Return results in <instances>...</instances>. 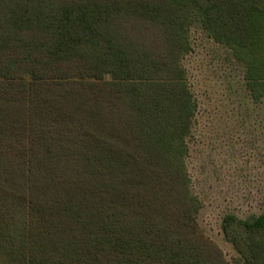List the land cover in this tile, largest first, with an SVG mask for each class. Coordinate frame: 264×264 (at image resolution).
I'll return each mask as SVG.
<instances>
[{
    "label": "trees",
    "instance_id": "16d2710c",
    "mask_svg": "<svg viewBox=\"0 0 264 264\" xmlns=\"http://www.w3.org/2000/svg\"><path fill=\"white\" fill-rule=\"evenodd\" d=\"M196 31L264 105V0H0V264H264V209L198 222Z\"/></svg>",
    "mask_w": 264,
    "mask_h": 264
},
{
    "label": "rangeland",
    "instance_id": "374dc122",
    "mask_svg": "<svg viewBox=\"0 0 264 264\" xmlns=\"http://www.w3.org/2000/svg\"><path fill=\"white\" fill-rule=\"evenodd\" d=\"M192 46L185 65L198 110L187 167L201 203L198 222L230 259L223 215L246 218L264 209V105L243 98L241 76L222 48L199 31Z\"/></svg>",
    "mask_w": 264,
    "mask_h": 264
}]
</instances>
